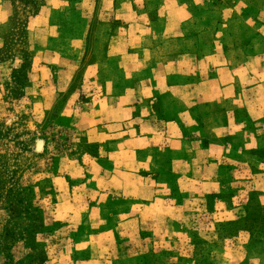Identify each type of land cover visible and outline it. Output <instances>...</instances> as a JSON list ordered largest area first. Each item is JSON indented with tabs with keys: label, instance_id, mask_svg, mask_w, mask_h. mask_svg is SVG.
<instances>
[{
	"label": "crops",
	"instance_id": "1",
	"mask_svg": "<svg viewBox=\"0 0 264 264\" xmlns=\"http://www.w3.org/2000/svg\"><path fill=\"white\" fill-rule=\"evenodd\" d=\"M74 8L75 41L91 29L95 48L89 63L60 69L90 73L93 93L73 122L97 153L81 175L53 179L56 218L83 225L75 264H176L169 252L196 230L206 199L222 221L247 201L236 194L230 207L228 186H264V0Z\"/></svg>",
	"mask_w": 264,
	"mask_h": 264
},
{
	"label": "rangeland",
	"instance_id": "2",
	"mask_svg": "<svg viewBox=\"0 0 264 264\" xmlns=\"http://www.w3.org/2000/svg\"><path fill=\"white\" fill-rule=\"evenodd\" d=\"M63 1L67 6L47 8L48 0H0V264H31L40 251L45 264H75L85 256L74 252L83 225L56 218L53 179L75 169L81 175L97 153L73 122L93 93L90 73L60 69L61 63H89L97 33L90 29L76 42L75 0ZM238 182L226 197L230 207L236 194L246 203L219 221L211 215L215 198L206 199L196 230L182 232L169 252L176 264H264V204L258 199L264 186L251 190L246 180ZM39 220L43 227L31 239L26 230L38 228Z\"/></svg>",
	"mask_w": 264,
	"mask_h": 264
},
{
	"label": "trees",
	"instance_id": "3",
	"mask_svg": "<svg viewBox=\"0 0 264 264\" xmlns=\"http://www.w3.org/2000/svg\"><path fill=\"white\" fill-rule=\"evenodd\" d=\"M39 222H40V224H39V227L37 228L36 226H32L31 225V229L30 230H26V233H28L29 234V236L31 237V239H32V234L33 233H35V231H37L39 228H42L43 226H42V223H41V220H39ZM28 231V232H27ZM7 235H8V233H6ZM14 235L15 234H13L12 233V238H14ZM30 258H32V260H31V264H45L46 262H47V256H46V254L43 252V251H40L38 254H36V257L34 258V257H32V256H30Z\"/></svg>",
	"mask_w": 264,
	"mask_h": 264
}]
</instances>
